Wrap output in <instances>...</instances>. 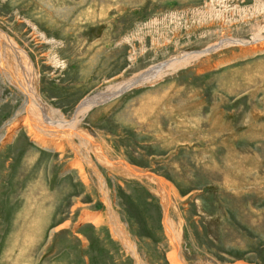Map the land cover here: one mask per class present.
<instances>
[{
  "label": "rangeland",
  "instance_id": "rangeland-1",
  "mask_svg": "<svg viewBox=\"0 0 264 264\" xmlns=\"http://www.w3.org/2000/svg\"><path fill=\"white\" fill-rule=\"evenodd\" d=\"M259 26L264 0H0V31L67 119L112 85L222 36L250 41ZM207 55L97 104L80 128L109 159L168 183L186 262L264 264V43ZM23 102L0 68V264H139L114 215L143 264H173L158 185L85 148L107 201L70 142L40 143L22 121L6 132Z\"/></svg>",
  "mask_w": 264,
  "mask_h": 264
},
{
  "label": "bare ground",
  "instance_id": "bare-ground-1",
  "mask_svg": "<svg viewBox=\"0 0 264 264\" xmlns=\"http://www.w3.org/2000/svg\"><path fill=\"white\" fill-rule=\"evenodd\" d=\"M263 31L264 26L257 27L253 31L252 39L250 41L235 38L226 39L224 38V36H222V38L220 39L222 41L219 40L220 42L218 41L210 44L202 51L185 52L176 57H173L165 63H161L158 66L150 68L149 71L147 70L138 75H135L128 80L112 85L106 90L100 91L98 94L89 97L81 104V106H79L75 115L71 119L65 118V116H63V114L54 107H48L46 106V104H44L37 88V81L39 82V73L32 63L28 53L23 48H21L17 44V42H15L8 34L0 31V68L2 69L8 81L17 88L24 101L23 107L16 114V118L11 120V123L7 127H5V130L6 132L13 131L16 125L20 121H22L23 124H25L29 129L43 133L48 137L47 140L37 135V133H35V135L33 134L40 143L53 145L54 147L63 149L64 140L70 142L72 146L78 150L77 152L81 156L82 161H78L77 165L79 167H82L84 162L93 169L94 173L98 177L100 187H102V191L105 193L106 199L109 202L110 200L107 196L108 193H106V181H104V177L100 172L98 164L95 160H93V158L89 156V154H87L85 148H90L96 155L100 164L102 163L112 172L127 175V177L144 176L149 178L151 181H154L159 187V192L162 197V203L165 207L164 209L166 212L167 227L170 230L171 240L174 245V250L170 254L172 263L189 264L185 261L182 254L180 253L179 236L170 223L171 217H169V210L173 208V203L171 199V190L168 183L164 181V179L154 177L152 174L143 172V170H138L128 163L125 164L123 162H114L113 160L109 159L104 154V152H101V150H99L96 142L87 133L81 130L80 124L86 113L97 104L118 96L120 93L128 89L157 81L169 73L176 72L182 68L189 66L194 61L199 60L204 56H208L207 54L209 52L217 51L219 48L224 46L226 47L231 45H239L242 48L251 43H257L259 41L260 43H264ZM55 139H58L60 142H57L56 144L53 143ZM74 139H78L80 143L76 144ZM82 148H84V151H82ZM112 218V225L119 239L123 241L125 247L137 258L139 264H143L140 258L137 256L135 248L131 245L132 241L129 235L126 233L119 217H117V215H114L112 216Z\"/></svg>",
  "mask_w": 264,
  "mask_h": 264
},
{
  "label": "water",
  "instance_id": "water-1",
  "mask_svg": "<svg viewBox=\"0 0 264 264\" xmlns=\"http://www.w3.org/2000/svg\"><path fill=\"white\" fill-rule=\"evenodd\" d=\"M109 96H114V95H109Z\"/></svg>",
  "mask_w": 264,
  "mask_h": 264
}]
</instances>
